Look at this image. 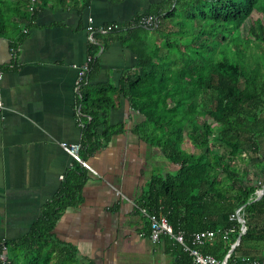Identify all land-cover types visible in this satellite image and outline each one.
Listing matches in <instances>:
<instances>
[{"label":"trees","instance_id":"1","mask_svg":"<svg viewBox=\"0 0 264 264\" xmlns=\"http://www.w3.org/2000/svg\"><path fill=\"white\" fill-rule=\"evenodd\" d=\"M48 3L0 0V32L32 22ZM255 11L261 17L243 35ZM144 13L156 15L158 24L142 26L138 14L109 32L129 38L138 59L119 87L93 91L88 85L104 46L92 44V69L80 90V109L88 116L82 156L87 160L123 130L109 124L108 110L113 92L124 93L145 117L135 133L175 166L154 172L137 204L188 235L219 230L203 252L221 259L240 235L242 223L231 217L242 207L247 229L233 257L264 256V194L257 199L264 185V0H166ZM187 138L196 150L184 147ZM250 163L263 179L251 174ZM88 178L76 162L29 232L0 239V264H95L54 232L67 207L83 201ZM229 229L234 232L227 237ZM179 264L194 263L181 250Z\"/></svg>","mask_w":264,"mask_h":264},{"label":"crops","instance_id":"2","mask_svg":"<svg viewBox=\"0 0 264 264\" xmlns=\"http://www.w3.org/2000/svg\"><path fill=\"white\" fill-rule=\"evenodd\" d=\"M165 1L49 0L32 22L0 32V239L27 234L78 162L62 143H82L88 121L76 83L92 50L89 19L128 24ZM96 37L104 46L88 85L119 87L138 63L135 46L123 33ZM113 98L108 122L123 130L86 160L83 201L67 207L54 232L95 264H179L182 247L168 237L154 242L137 208L160 151L135 133L145 117L129 98Z\"/></svg>","mask_w":264,"mask_h":264},{"label":"built area","instance_id":"3","mask_svg":"<svg viewBox=\"0 0 264 264\" xmlns=\"http://www.w3.org/2000/svg\"><path fill=\"white\" fill-rule=\"evenodd\" d=\"M37 0H31L32 4L36 3ZM138 23L145 27H154L158 24V18L154 14L141 13L138 18ZM120 23H108L104 25H95L94 19H89L88 32H89V42L91 44L97 43V35L103 33H109L114 29L120 28ZM94 61V57L90 54L86 64L79 67L78 79L76 83L77 90L80 89L85 81V77L91 71V64ZM5 74V69L2 64H0V80L3 79ZM4 105L0 102V108ZM63 147L68 149L75 159L80 162L84 167H89L87 161L82 156V143H62ZM264 188V185L263 187ZM262 188L258 189L259 192ZM258 195V194H257ZM137 208L140 212L145 215L150 222V232L149 236L154 242L160 241L163 237H168L178 243L184 252H186L191 258L194 264H264V256H237L233 257V252L235 247L239 244V238L246 232L245 219L243 217L242 207L237 209L236 214L232 215L231 218H237L241 223V231L237 240L232 244L230 250L224 258H218L213 254H208L203 252V247L212 239L215 238L218 231L216 230H205L193 232L187 234L184 230H176L170 223L167 216H159L157 213L150 212L146 207L139 206ZM233 229L224 230V235L229 236L233 233ZM6 249V246H5ZM4 259V256L1 257ZM5 264V263H4Z\"/></svg>","mask_w":264,"mask_h":264},{"label":"rangeland","instance_id":"4","mask_svg":"<svg viewBox=\"0 0 264 264\" xmlns=\"http://www.w3.org/2000/svg\"><path fill=\"white\" fill-rule=\"evenodd\" d=\"M259 17H261V14L255 11L252 15V19H247L245 21V23L241 29L243 35L250 34L249 32H250L251 25L253 24V21ZM171 24L172 23H170V25ZM163 29L166 30V28H163ZM184 147L190 151L196 150L188 138L184 143ZM152 160H153L154 165H155V172H166V171L174 170V168H175V166L167 158L162 156V154H159V157H156V156L152 157ZM248 169L250 170L251 174L254 177L255 176L258 177L257 180L263 179V174L261 173L262 170L260 167H257L253 163H250L248 166ZM256 173H257V175H256Z\"/></svg>","mask_w":264,"mask_h":264},{"label":"water","instance_id":"5","mask_svg":"<svg viewBox=\"0 0 264 264\" xmlns=\"http://www.w3.org/2000/svg\"><path fill=\"white\" fill-rule=\"evenodd\" d=\"M257 199H259V198H261L262 197V195L264 194V188H262L259 192H257ZM240 240H241V236H240V238H239V242H240Z\"/></svg>","mask_w":264,"mask_h":264}]
</instances>
